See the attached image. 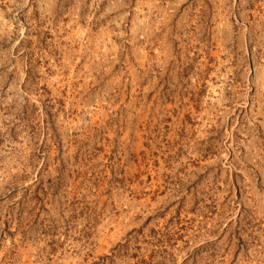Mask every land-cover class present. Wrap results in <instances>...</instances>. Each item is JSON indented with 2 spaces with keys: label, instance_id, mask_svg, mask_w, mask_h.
Segmentation results:
<instances>
[{
  "label": "rangeland",
  "instance_id": "1",
  "mask_svg": "<svg viewBox=\"0 0 264 264\" xmlns=\"http://www.w3.org/2000/svg\"><path fill=\"white\" fill-rule=\"evenodd\" d=\"M0 264H264V0H0Z\"/></svg>",
  "mask_w": 264,
  "mask_h": 264
}]
</instances>
